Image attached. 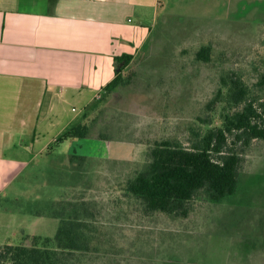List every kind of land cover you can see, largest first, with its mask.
<instances>
[{"label":"rangeland","instance_id":"rangeland-1","mask_svg":"<svg viewBox=\"0 0 264 264\" xmlns=\"http://www.w3.org/2000/svg\"><path fill=\"white\" fill-rule=\"evenodd\" d=\"M163 7L160 26L123 84L87 113L92 133L109 138L105 154L127 160L105 155L69 167L72 139L51 144L0 195V247L54 238L60 219L53 213L70 199L90 205L91 229L83 230L95 227L102 238L99 264H264V140L240 148L236 193L212 202L201 192L187 217L146 214L124 195L126 182L147 164L149 144L166 139L188 147L209 128L205 122L218 124L232 109L225 94L209 108L231 74L264 108L257 86L264 72V0H165ZM209 45L210 61L198 60ZM85 113L84 103L73 101L63 116L83 121ZM60 130L52 136L64 135Z\"/></svg>","mask_w":264,"mask_h":264},{"label":"crops","instance_id":"crops-1","mask_svg":"<svg viewBox=\"0 0 264 264\" xmlns=\"http://www.w3.org/2000/svg\"><path fill=\"white\" fill-rule=\"evenodd\" d=\"M164 1L0 0V195L37 155L87 123L97 96L116 78L115 57L133 56L124 75L148 48ZM73 101L84 103L83 121L64 119ZM55 128L65 134L53 137ZM92 130L72 139L69 167L105 155L127 160L105 154L109 138Z\"/></svg>","mask_w":264,"mask_h":264},{"label":"trees","instance_id":"trees-1","mask_svg":"<svg viewBox=\"0 0 264 264\" xmlns=\"http://www.w3.org/2000/svg\"><path fill=\"white\" fill-rule=\"evenodd\" d=\"M163 0H159L162 5ZM197 59L209 62L211 46L201 48ZM116 78L105 87L112 93L123 84V72L131 64L133 56L115 57ZM264 62V60H263ZM257 86L264 90V72ZM226 95V103L232 108L209 128L197 134L188 147L162 139L149 144L148 161L144 169L130 178L125 186V197L137 201L146 214L163 213L187 217L191 201L204 192L212 202H220L238 189L242 152L254 140H264V108L260 109L250 99L249 89L236 74L223 79L218 96L209 105L210 110ZM91 127L86 124L70 129L63 139L88 138ZM242 151V150H241ZM61 211L53 213L60 219V227L54 238L32 237V244L0 247V264H99L104 260L102 238L91 229L90 205L85 202L62 200ZM95 221V220H94ZM109 262L106 261L105 264Z\"/></svg>","mask_w":264,"mask_h":264},{"label":"built area","instance_id":"built-area-1","mask_svg":"<svg viewBox=\"0 0 264 264\" xmlns=\"http://www.w3.org/2000/svg\"><path fill=\"white\" fill-rule=\"evenodd\" d=\"M100 98V96H97V99H99Z\"/></svg>","mask_w":264,"mask_h":264}]
</instances>
